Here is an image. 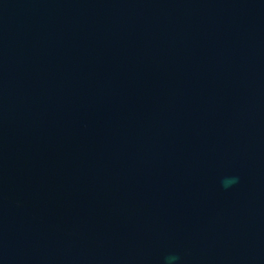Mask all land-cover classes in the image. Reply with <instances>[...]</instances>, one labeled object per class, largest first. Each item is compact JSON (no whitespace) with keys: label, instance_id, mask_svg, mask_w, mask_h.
I'll return each mask as SVG.
<instances>
[{"label":"water","instance_id":"obj_1","mask_svg":"<svg viewBox=\"0 0 264 264\" xmlns=\"http://www.w3.org/2000/svg\"><path fill=\"white\" fill-rule=\"evenodd\" d=\"M0 264H264V0H0Z\"/></svg>","mask_w":264,"mask_h":264},{"label":"clouds","instance_id":"obj_2","mask_svg":"<svg viewBox=\"0 0 264 264\" xmlns=\"http://www.w3.org/2000/svg\"><path fill=\"white\" fill-rule=\"evenodd\" d=\"M237 179H238V178H235V177L230 178V179H225V180L222 181V184H223V186H224L225 188H227V187H230L232 184L236 183V182H237ZM168 259H169V261H175V260L178 259V257H176V256H171V257H169Z\"/></svg>","mask_w":264,"mask_h":264}]
</instances>
